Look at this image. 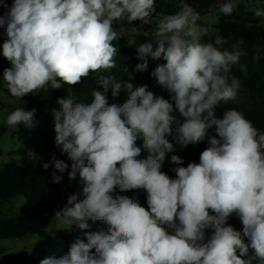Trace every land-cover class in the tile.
<instances>
[{
    "label": "clouds",
    "instance_id": "clouds-1",
    "mask_svg": "<svg viewBox=\"0 0 264 264\" xmlns=\"http://www.w3.org/2000/svg\"><path fill=\"white\" fill-rule=\"evenodd\" d=\"M177 6L175 13L156 18V0H13L10 7L0 0L7 9L0 15L7 36L2 55L12 65L3 79L12 97L22 100L49 84L74 86L114 68V22L140 21L155 27L152 41L137 47L143 62L134 71H145L149 57L166 61L151 75L172 94L183 118L178 121L173 104L147 86L113 76L97 77L103 91L92 92L91 104L71 94L57 99L56 144L72 161L69 179L79 176L84 198L69 196L55 217L80 230L89 229V220L103 221L108 229L86 231V242L78 238L67 254L40 264H264V132L235 108L225 109L222 118L215 115L220 102L234 100L241 88L231 73L235 65L247 71L240 63L243 40L230 48L220 35L206 41L216 30L199 23L200 12L186 0ZM236 7L237 0H223L219 12L231 15ZM253 11L264 17V9ZM109 90L113 97L125 91L127 101L110 105ZM35 113L16 108L6 123L31 129ZM213 127L216 136L207 138L199 163L180 166L182 158L172 155L176 178L161 171L176 145L199 144ZM144 150L147 157L139 159ZM54 167L63 173L69 166L57 159ZM61 179L53 173L54 183ZM117 187L143 189L147 208L137 199L114 198ZM233 213L242 231L228 224Z\"/></svg>",
    "mask_w": 264,
    "mask_h": 264
},
{
    "label": "trees",
    "instance_id": "trees-1",
    "mask_svg": "<svg viewBox=\"0 0 264 264\" xmlns=\"http://www.w3.org/2000/svg\"><path fill=\"white\" fill-rule=\"evenodd\" d=\"M215 0H186L201 14L202 25L207 26L203 22V17L206 16ZM10 7L13 0H6ZM178 0H156V14L155 17L159 18L162 14H173L178 10ZM7 9L0 7V15H3ZM133 25L148 29L150 25H144L140 21L132 22ZM215 35L223 37L227 43L225 47H231L232 44L239 40H243V44L248 47H260L264 49V27L256 22H247L243 18L236 16L229 20L221 21L218 26V33L211 34L204 39L206 41L214 40ZM7 39L4 32L3 41ZM246 55L241 57V64H246L247 71H241L239 65H235L232 68V75L237 77L241 82L240 90L249 92L252 95H259L264 97V79L257 71L259 61L254 60L257 53L248 50ZM143 61L137 58V52L131 51L127 47H122L118 50L115 56V67L109 70H102L101 72L91 73L87 78L74 86L64 84L59 89H52L49 84L46 89H41L38 92L26 95L22 100L12 97L8 92L6 82H3V92L19 101L26 102L27 110H36V114L45 111L46 105L43 102L45 99L55 100L58 98H66L69 94L73 95L76 102H82L86 105L91 104L94 97L92 92L94 90L103 91V89L97 84V77L100 75L113 76L117 81L131 82L135 87L147 86V90L153 92L157 97H162L173 104V114L177 117L178 121H182L183 118L175 111V102L172 100V94L162 86L158 85L156 79L151 75L154 69L159 65L166 63L162 58L160 60H153L148 58V67L145 71L136 72L135 66ZM127 71H126V70ZM107 99L109 104L122 105L127 101L128 96L125 91H121L117 97H113L111 90L107 93ZM235 108L242 112L246 119L250 120L253 125L260 131L264 132V109H248L236 106L230 101H221L220 105L216 108L215 115L217 118H222L225 109ZM175 128V125H173ZM216 136L215 127L208 129L207 137L203 142L199 144H189L186 147L180 145L175 146L173 153H168L166 159L162 165L161 171L166 173L170 178H176V173L173 171L177 165L171 162L172 155H178L182 158L183 164L180 166L186 167L189 163L200 162V154L208 147L207 138ZM43 142L46 146L45 153L37 159L36 162L29 165L21 166L15 164H6L0 169V203L8 202L17 195L24 196L26 202L21 207L20 213L17 217L3 218L0 217V241L23 237L26 235H36L39 238L50 241L52 238L47 232V227L55 217V210L48 202L49 197H58L60 200H68V197L73 194H80L79 199L82 196V183L77 176L76 179H69V171L71 169L72 161L68 158L66 153L61 151V148L57 146L55 137L51 135H44ZM219 138V137H217ZM172 140V137H169ZM175 144V141H172ZM137 146L143 144L142 139L137 140ZM148 153L146 150L141 152L139 159H145ZM62 160L68 164V169L63 173H60L54 167V160ZM47 163L49 167L45 169L43 164ZM53 173L61 176L62 179L59 183L53 182ZM113 197L127 196L129 198L137 199L141 206L147 208V193L143 189H134L129 191H120L117 187L113 193ZM91 224L102 226L108 229V225L103 221H91ZM228 224L233 226L236 230L242 231L243 225L237 214L233 213L228 218ZM75 233L80 236H85L87 230H80L76 225L74 227ZM211 229L206 230V237H210ZM67 253L71 247L69 242L66 243ZM94 251V250H93ZM3 250L0 249V254ZM2 264H16L12 259H7Z\"/></svg>",
    "mask_w": 264,
    "mask_h": 264
},
{
    "label": "rangeland",
    "instance_id": "rangeland-1",
    "mask_svg": "<svg viewBox=\"0 0 264 264\" xmlns=\"http://www.w3.org/2000/svg\"><path fill=\"white\" fill-rule=\"evenodd\" d=\"M223 0H215L210 12L203 17V22L207 26H211L218 33V26L221 21L232 19L236 16L243 18L247 22H256L264 27V17H256L254 9H264V0H237V7L231 15H224L219 12V4ZM114 29L117 31L119 38L113 41V45L119 50L127 47L133 52H137V47L145 42H151L152 32L155 25L152 24L148 29L140 28L133 23L126 21L114 22ZM5 29L0 28V169L6 164L29 165L37 161L45 151L46 146L43 142L44 135L56 137L54 130L53 109H59L60 105L55 100L45 99V111L36 114L34 117L35 126L31 129L25 128L23 125L18 127L9 126L6 123L7 116L16 108L23 107L25 110L26 102L19 101L9 97L3 92V73L7 68L12 67L11 63L2 55V45L4 43ZM155 47V44L153 45ZM241 50L247 52L252 50L259 56L258 73L264 79V49L256 47H248L241 45ZM118 52V51H117ZM236 106L248 109H264V97L252 95L249 92L239 90L234 100H229ZM83 195L80 199H83ZM24 196L17 195L8 202L0 203V217L12 218L17 217L21 207L25 204ZM48 202L55 212L62 210L67 201L60 200L58 197H49ZM89 232H107L102 226L91 224ZM75 224L68 225L56 217L53 218L47 227V232L51 236V240L39 238L36 235H26L0 241V264L5 263L7 259H12L16 264H40V261L49 256L60 257L67 254L66 243L71 245L78 238L85 239L74 231Z\"/></svg>",
    "mask_w": 264,
    "mask_h": 264
}]
</instances>
